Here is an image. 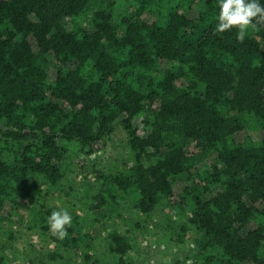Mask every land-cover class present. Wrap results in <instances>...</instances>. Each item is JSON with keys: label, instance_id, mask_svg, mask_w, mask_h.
Instances as JSON below:
<instances>
[{"label": "trees", "instance_id": "1", "mask_svg": "<svg viewBox=\"0 0 264 264\" xmlns=\"http://www.w3.org/2000/svg\"><path fill=\"white\" fill-rule=\"evenodd\" d=\"M218 15L219 0H0V229L30 217L47 260L95 264V212L163 208L170 237L195 234L180 264H264V26L240 42ZM119 129L130 161L96 171L94 220L56 239L42 200L72 151L98 155Z\"/></svg>", "mask_w": 264, "mask_h": 264}, {"label": "rangeland", "instance_id": "2", "mask_svg": "<svg viewBox=\"0 0 264 264\" xmlns=\"http://www.w3.org/2000/svg\"><path fill=\"white\" fill-rule=\"evenodd\" d=\"M253 137L258 138L256 131L253 132ZM74 153L72 151L70 156L74 172L58 190H53L49 197L44 198L42 203L48 201L55 210L64 208L72 216L81 214L89 217L90 221L94 220V216L99 218L100 223L97 225L100 235L93 253H98L101 259L95 264H118L119 257L122 256L131 264H180L187 261L196 244L195 234L188 235L183 243L178 242L179 233L170 237V229L162 223L163 208L150 218L139 214L133 216L129 209L123 211L124 215L120 217L117 212L109 210L95 212L94 216L86 214V205L90 202L89 193H94L98 187L96 171H113L124 165L125 161H130L131 152L124 130L119 129L113 136L110 147L98 155L76 156ZM84 157L87 162L84 169H81L78 162ZM176 219H172L173 224L177 221L182 224L179 218ZM29 221L30 217L20 216L0 229V257L6 259L5 264H61L47 260V254L56 251V245L38 229L31 230L28 227ZM82 230L84 232V228ZM88 241L92 242L91 239ZM82 258L80 253L73 250L67 255L66 262L83 264ZM92 261L96 259L93 258Z\"/></svg>", "mask_w": 264, "mask_h": 264}, {"label": "clouds", "instance_id": "3", "mask_svg": "<svg viewBox=\"0 0 264 264\" xmlns=\"http://www.w3.org/2000/svg\"><path fill=\"white\" fill-rule=\"evenodd\" d=\"M259 26H264V4L260 0H219L218 25L214 33L236 28L237 39L244 42L249 31ZM72 223L73 216L64 208L52 211L47 218L50 234L61 241L69 236Z\"/></svg>", "mask_w": 264, "mask_h": 264}]
</instances>
